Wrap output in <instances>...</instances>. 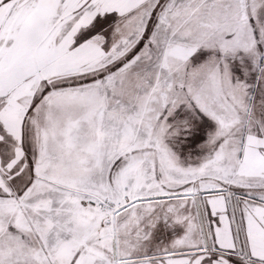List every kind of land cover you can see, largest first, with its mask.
Wrapping results in <instances>:
<instances>
[{
    "label": "snow or ice",
    "instance_id": "6c2138e0",
    "mask_svg": "<svg viewBox=\"0 0 264 264\" xmlns=\"http://www.w3.org/2000/svg\"><path fill=\"white\" fill-rule=\"evenodd\" d=\"M0 264H264V0H0Z\"/></svg>",
    "mask_w": 264,
    "mask_h": 264
}]
</instances>
